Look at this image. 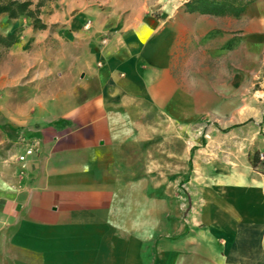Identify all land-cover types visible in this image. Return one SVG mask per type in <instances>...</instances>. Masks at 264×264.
I'll return each mask as SVG.
<instances>
[{
    "label": "crops",
    "instance_id": "obj_1",
    "mask_svg": "<svg viewBox=\"0 0 264 264\" xmlns=\"http://www.w3.org/2000/svg\"><path fill=\"white\" fill-rule=\"evenodd\" d=\"M183 4L2 13L0 264H264V15Z\"/></svg>",
    "mask_w": 264,
    "mask_h": 264
},
{
    "label": "trees",
    "instance_id": "obj_2",
    "mask_svg": "<svg viewBox=\"0 0 264 264\" xmlns=\"http://www.w3.org/2000/svg\"><path fill=\"white\" fill-rule=\"evenodd\" d=\"M2 1V0H0ZM256 0H187L183 4L185 13H198L213 17L233 16L237 17L243 13L247 6ZM30 1L7 0L4 4H0V14H5L8 20L16 19L20 16H27L32 19L33 29H41L43 25L39 24L37 18L39 14L36 4L34 9H31ZM17 41V34L10 35L0 34V49L7 50ZM253 168H258V165H264V160L259 159V153L255 152L251 161Z\"/></svg>",
    "mask_w": 264,
    "mask_h": 264
},
{
    "label": "rangeland",
    "instance_id": "obj_3",
    "mask_svg": "<svg viewBox=\"0 0 264 264\" xmlns=\"http://www.w3.org/2000/svg\"><path fill=\"white\" fill-rule=\"evenodd\" d=\"M6 1L7 0H2V1H0V4H4ZM19 1H30L32 3L30 6L31 9H34L35 5L38 4V5H40L38 7V10H40V8L44 2L51 1V0H19ZM177 1L178 2L184 1V3H185L187 0H177ZM251 5L255 6L254 9H252L251 11L259 13L261 15H264V0H256L255 2H253L252 4H250L249 6L246 7L245 11H247V8L249 9V7ZM183 10H184V8H183ZM1 15L2 14H0V16ZM10 60H12V59L9 58V49H7V50H1L0 49V69L7 70ZM261 77L264 78V73L261 74ZM257 87H259V85H257ZM1 123H3L2 120H0V124ZM5 136H6V134L0 128V159L1 160L4 158V156L8 155L9 153H13V151H14V145H13L14 143L8 142ZM181 189H182V187H181Z\"/></svg>",
    "mask_w": 264,
    "mask_h": 264
},
{
    "label": "built area",
    "instance_id": "obj_4",
    "mask_svg": "<svg viewBox=\"0 0 264 264\" xmlns=\"http://www.w3.org/2000/svg\"><path fill=\"white\" fill-rule=\"evenodd\" d=\"M32 153H33V149L32 148H29V149L25 150L24 155H21V156L18 157V160L19 161H23V160H25V158L27 156L32 155ZM259 159L260 160H264V153L259 154Z\"/></svg>",
    "mask_w": 264,
    "mask_h": 264
}]
</instances>
